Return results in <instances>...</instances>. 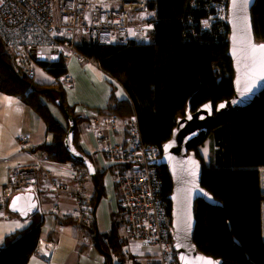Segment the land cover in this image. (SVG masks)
Wrapping results in <instances>:
<instances>
[{
	"label": "trees",
	"instance_id": "1",
	"mask_svg": "<svg viewBox=\"0 0 264 264\" xmlns=\"http://www.w3.org/2000/svg\"><path fill=\"white\" fill-rule=\"evenodd\" d=\"M201 5L192 7L187 0H150V10L156 11L157 20L150 31L152 40L146 45L135 42L101 45L87 38L77 44L78 51L120 83L127 94L124 99L117 97V87L113 83L108 111L104 113L121 117L136 115L147 144L162 148L171 138L177 119L185 115L191 97L192 111H195L208 101L217 104L234 95V69L228 55L229 24L219 21L202 31L199 21L207 10L203 7L204 1ZM190 19L194 22L188 24ZM253 23L257 40H264V0H258L253 8ZM11 41V37L0 30V91L23 98L44 115L54 136L53 141L41 149L50 160L73 162L78 166L81 172L78 185L89 215L86 220L69 215L59 217V221L79 224L97 241L93 207L98 188L102 194L100 179L97 177L95 181L88 167L73 159L66 149L65 137L71 121L67 127L61 126L42 100L43 94L46 99L57 100L51 92H59V107L68 110L69 119L73 116L76 120L73 143L78 148L80 118L67 104L62 86L67 65L60 58H39L37 64L56 79L54 84H37L32 80L34 76L28 77L16 65ZM206 140L210 141L208 162L198 150ZM199 145L194 149L204 165L203 186L223 206H212L202 200L196 202L195 243L200 251L231 264H264L261 184L264 93L224 124L211 128L208 137ZM88 158L92 159L89 155ZM157 176L161 198L171 219L168 196L173 190V180L166 166L157 168ZM87 179L97 186L89 204L85 202L86 188L82 185ZM112 222L110 231L99 234V248L112 254L114 264H128L129 259L135 258L125 248L130 239L120 236L116 213ZM42 225L43 216L35 213L26 228L5 237L0 244V264H28L39 245ZM106 257L110 264L109 256Z\"/></svg>",
	"mask_w": 264,
	"mask_h": 264
},
{
	"label": "built area",
	"instance_id": "2",
	"mask_svg": "<svg viewBox=\"0 0 264 264\" xmlns=\"http://www.w3.org/2000/svg\"><path fill=\"white\" fill-rule=\"evenodd\" d=\"M187 1L192 7H200L204 1L207 14L199 21L202 31L219 21L228 23L230 0ZM156 20V11L150 10V0H4L0 4V30L11 37L15 63L28 77L34 76L37 60L43 55L46 59L60 58L66 65L74 57L79 61L88 60L77 49L82 36L101 45L131 42L146 45L152 40L150 31ZM193 22L190 19L188 24ZM73 81V76L66 73L62 86L68 87ZM90 127L115 130L122 127L128 133L126 144H108L101 150L108 162L127 167L116 176V183L126 214L128 238L155 248V259L160 264H180L173 246L172 219L161 198L158 166L151 163L162 156V148L144 142L136 115L104 114L94 118ZM30 138V134L20 137L19 144L25 147ZM33 168L22 165L11 173L1 188L2 201L19 192L35 191ZM73 169L77 182L71 190L76 199L75 215L86 220L89 211L78 185L81 172L76 164ZM49 189L67 191L70 187L55 182Z\"/></svg>",
	"mask_w": 264,
	"mask_h": 264
},
{
	"label": "crops",
	"instance_id": "3",
	"mask_svg": "<svg viewBox=\"0 0 264 264\" xmlns=\"http://www.w3.org/2000/svg\"><path fill=\"white\" fill-rule=\"evenodd\" d=\"M66 67L67 73L73 76L74 81L68 87L63 86L65 98L67 104L80 118V133L76 145L81 152L92 157L91 160L97 168V177L100 179L102 189L97 219L100 233H105L112 228V216L115 211L122 209L116 176L125 172L127 167L108 162L101 150L108 144H126L128 133L122 127L116 130L91 128L90 122L108 111L113 83L117 87V97L124 99L127 94L120 83L108 77L91 60L79 61L74 57ZM55 79L50 72L37 64L32 79L35 83L50 85L54 84ZM58 94V91L52 90L51 95L57 100L46 99L45 94L42 100L59 124L67 127L71 119L59 107ZM54 108H59L62 116L57 118L56 112V115L53 113ZM27 134H30L31 138L23 147L19 144V138ZM53 136L44 115L32 104L23 98L0 91V194L1 188L9 181L11 173L18 166L37 165L34 172L37 180L35 192L39 199L37 213L43 216V225L39 245L28 264H107V255L100 250L99 240L95 241L94 237L79 224H61L59 221V217L75 216L76 199L71 190L59 191L49 189V186L58 182L73 189L77 182L73 169L75 163L52 161L41 149L44 144L53 141ZM82 185L86 188L85 202L89 204L97 186L90 179ZM11 198L5 202L0 198V244L5 237L26 228L31 222L32 216L22 218L9 210ZM102 219L106 225L102 224ZM123 236L128 237L127 223ZM130 243L139 248L142 246L140 242ZM134 250L133 248L130 251L133 255ZM134 260L135 263L138 262L136 255ZM143 264L159 263L155 257H146Z\"/></svg>",
	"mask_w": 264,
	"mask_h": 264
},
{
	"label": "water",
	"instance_id": "4",
	"mask_svg": "<svg viewBox=\"0 0 264 264\" xmlns=\"http://www.w3.org/2000/svg\"><path fill=\"white\" fill-rule=\"evenodd\" d=\"M258 0L229 1L230 27L228 55L234 69V95L214 104L208 101L192 111L191 99L185 115L177 119L173 134L162 145V156L152 164L166 166L173 180V190L168 199L171 202V219L174 229V249L180 264H201V258L217 261L219 264H231L223 258L208 255L199 250L194 241L197 229L196 202L202 200L212 206H223L214 195L203 186L204 165L197 156L195 146L202 143L209 135L210 129L224 124L239 111L254 104L264 93V79L258 78L260 53H256L255 62L251 58L249 42L253 45L264 44L258 41L253 23V8ZM54 56L51 57L53 59ZM248 89H251L250 91ZM68 115V110L64 109ZM72 116V115H70ZM71 126L65 137V146L73 159L83 162L97 181V168L86 154L73 143L76 120L71 117ZM97 200L93 207L95 233L99 238L97 208L101 200V191L97 189ZM21 197L15 201L16 197ZM15 202V209L13 204ZM9 210L22 218H28L39 211V199L35 191L14 194L9 201ZM101 248V247H100ZM101 251L109 256L110 264H114L112 254ZM183 257V259H182Z\"/></svg>",
	"mask_w": 264,
	"mask_h": 264
},
{
	"label": "rangeland",
	"instance_id": "5",
	"mask_svg": "<svg viewBox=\"0 0 264 264\" xmlns=\"http://www.w3.org/2000/svg\"><path fill=\"white\" fill-rule=\"evenodd\" d=\"M86 38L87 37L82 36L81 38L78 39V43L82 39H86ZM43 56H41V58H45V59L47 58V56H45V55H43ZM55 112L58 115L57 118L62 116V112L60 111L59 108H54L53 109V113L55 114ZM209 142H210L209 140H206L203 144L198 146V150L203 155V157H204L206 162H208V160H209ZM31 166H33L34 167L33 170L36 171V168H37L36 166L37 165H31ZM36 183H37V180H36ZM261 184H262V191L264 192V171H261ZM70 190H72V189L70 188ZM262 210H263V236H264V203H263ZM115 213H116V219L120 223V228H119L118 232H119L120 236L123 237V235H125V228H126L125 214H124V211L120 210V208L117 209L115 211ZM101 222H103L102 224L106 225L105 224L106 222L103 219H102ZM131 242H135V241H131ZM141 243H142V246L140 248L135 246V245H133L130 242L125 247L126 250H128V251H131L133 248L135 249L134 252H135V255L137 256V261H138L137 264H143L144 258H146V257L154 258V257H156V254H157L155 248L151 247L150 245H148V244H146L144 242H140V244ZM128 264H136L134 258L133 259H129L128 260Z\"/></svg>",
	"mask_w": 264,
	"mask_h": 264
},
{
	"label": "snow or ice",
	"instance_id": "6",
	"mask_svg": "<svg viewBox=\"0 0 264 264\" xmlns=\"http://www.w3.org/2000/svg\"><path fill=\"white\" fill-rule=\"evenodd\" d=\"M4 3V0H0V4ZM244 3L247 4L248 0H244ZM249 49H250V55L251 58L253 59V61L255 62V57H256V53L259 52L260 53V59H259V73H258V78L260 79H264V44H260V45H253L251 44V42H249ZM249 91L251 89H248ZM21 199V197H16L15 201H19ZM13 209H15V202L13 204ZM183 259V257H182ZM186 264H191L190 261H186ZM201 264H219V262L217 261H212L208 258H201Z\"/></svg>",
	"mask_w": 264,
	"mask_h": 264
}]
</instances>
